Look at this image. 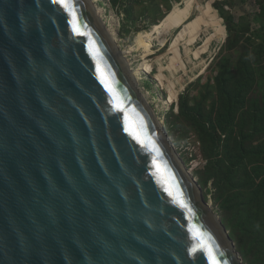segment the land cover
<instances>
[{
    "label": "water",
    "instance_id": "obj_1",
    "mask_svg": "<svg viewBox=\"0 0 264 264\" xmlns=\"http://www.w3.org/2000/svg\"><path fill=\"white\" fill-rule=\"evenodd\" d=\"M67 2L0 0V264H243L91 1Z\"/></svg>",
    "mask_w": 264,
    "mask_h": 264
},
{
    "label": "rangeland",
    "instance_id": "obj_2",
    "mask_svg": "<svg viewBox=\"0 0 264 264\" xmlns=\"http://www.w3.org/2000/svg\"><path fill=\"white\" fill-rule=\"evenodd\" d=\"M90 1L97 9L113 39V29L116 30L114 43L131 69L138 90L163 127L180 162L201 190L203 200L220 221L242 263L264 264V260L255 249L262 251L251 235L252 225L246 224L244 230L241 228L238 220L240 215L235 208L234 194L215 180L196 132L188 130L193 127L189 117L183 116L180 110V97L174 103L168 102L170 100V83H176L178 90V83L181 84L179 80L184 76L183 85L180 87L182 93L184 92L182 95L190 93L191 97L197 96V94L200 96L203 94L204 84L213 83L216 76L221 77L224 73L235 69L237 59L232 58V55L236 35L246 36L249 32L247 36L250 35L253 39L257 36L264 37V0H198L203 8L210 4L213 10L212 19L215 15L221 20V23L219 19L215 18L217 25H214L212 29L209 31L204 28L199 29L193 22L195 13L199 15L202 7L198 8L197 4H193L192 13L185 17V20L182 19L177 23L167 34L161 32L164 24L162 20L172 13L173 8L182 9L193 0ZM167 17L170 18L171 15ZM198 18L202 19L199 16ZM184 24H189L192 31L200 32V35L195 39L189 34L178 44L181 64L186 65L189 76H186V71L179 68V64L168 67L171 65V59H175V53L170 51L171 45ZM221 30L225 31V33L223 32L225 35L221 33ZM254 33L257 35L255 36ZM211 34L220 36L213 38L207 52L209 55L202 54L199 59H196L195 53L207 38L213 36ZM147 36L152 37L153 40ZM191 40L194 41L191 42ZM142 42L145 43V46ZM221 49L222 54H220ZM209 57H213V60L216 58V60L210 61L211 65L205 70L203 63L204 61L208 62ZM201 66H204V70L198 74L201 71Z\"/></svg>",
    "mask_w": 264,
    "mask_h": 264
},
{
    "label": "trees",
    "instance_id": "obj_3",
    "mask_svg": "<svg viewBox=\"0 0 264 264\" xmlns=\"http://www.w3.org/2000/svg\"><path fill=\"white\" fill-rule=\"evenodd\" d=\"M167 16L162 22L171 18ZM247 34L236 35L235 69L204 84L200 96L183 92L179 106L192 123L188 130L196 132L215 180L234 194L241 228L252 225L251 235L262 251L253 247L264 260V37Z\"/></svg>",
    "mask_w": 264,
    "mask_h": 264
},
{
    "label": "bare ground",
    "instance_id": "obj_4",
    "mask_svg": "<svg viewBox=\"0 0 264 264\" xmlns=\"http://www.w3.org/2000/svg\"><path fill=\"white\" fill-rule=\"evenodd\" d=\"M193 4H197V7L198 8H201L202 6H201V4H199V1L198 0H193L191 3H188V4H186L182 9H180L177 13H175L166 23H164L163 24V28H162V31L161 32H163V33H166L167 34V32L169 31V30H171L172 28H174L175 26H176V24L177 23H179L182 19H184L185 17H188L189 16V14L190 13H192V7H193ZM93 5V4H92ZM93 7H94V5H93ZM95 8V7H94ZM205 9V10H204ZM95 11H96V14L98 15V17L100 18V16H99V14H98V12H97V9H95ZM202 11V12H201ZM201 11H199V15H197V13H195V15H194V24L196 25V26H198V28L200 29V28H204V29H206V31H209L210 29H212L213 28V26L214 25H217V21H215V17H213V19H212V17H211V13L213 12V10H212V7H211V5L210 4H207L206 6H205V8H201ZM191 16V15H190ZM198 16L200 17V18H202L201 20H199V18H198ZM100 20L102 21V19L100 18ZM185 20V19H184ZM102 24H104L103 23V21H102ZM209 24V25H208ZM207 25V27H205ZM224 32V30L222 31L221 30V33H223ZM108 33H109V31H108ZM113 33H114V39L112 38V36H111V33H109V35H110V37H111V39L113 40V41H115V38H116V30H114L113 29ZM189 34H191L192 35V37H193V39H195L197 36H199L200 35V32L199 31H192L191 30V27L189 26V24H187V25H185L184 24V26H183V28L181 29V31L179 32V34H178V36H177V38L175 39V41L172 43V45H171V48H170V51L171 52H174L175 53V59L173 60V59H171V65H169L168 67L170 68L172 65L174 66V65H176V64H179V68L182 70V71H186L187 72V67H186V65L185 64H181V61H180V52H179V49H178V44H179V42L181 41V39H183V38H185L187 35H189ZM160 35H162V34H160ZM211 35H213V36H211V37H209V38H207L206 40H205V42L203 43V45L200 47V49L195 53V57H196V59H199V57L202 55V54H205V55H209V53H207L208 51H209V49H210V45H211V42H212V40H214L213 38H216V36L218 35V34H211ZM223 35H225L224 33H223ZM163 36V35H162ZM220 36V35H219ZM219 36H217V37H219ZM147 37H149V39H151L152 37H150V36H147ZM139 38V37H138ZM175 38V37H174ZM147 40V39H146ZM151 40H153V39H151ZM150 40V41H151ZM149 41V40H148ZM157 41H158V38H157ZM194 41V40H193ZM192 40H191V42H193ZM143 44H144V46H145V43L144 42H142ZM148 43V42H147ZM150 43V42H149ZM158 44V43H157ZM148 45V44H147ZM150 45H152L151 43H150ZM159 45V44H158ZM143 46V45H142ZM141 46V47H142ZM143 48V47H142ZM151 48V47H150ZM150 48H148L149 50H150ZM145 51V50H144ZM151 53H152V51H151ZM150 54V53H149ZM216 55V54H215ZM215 55H213V57H215ZM147 55L145 54V57H146ZM213 57H209V61L207 62V61H204V63H203V65L205 66V68L207 67V65L210 63V61L212 62V60H213ZM210 65V64H209ZM208 65V66H209ZM200 65L198 64V67H199ZM204 66H201V71L198 73V74H200L201 72H203V70H204ZM149 67V66H148ZM176 67V66H175ZM208 68V67H207ZM206 68V69H207ZM149 69V68H148ZM205 69V70H206ZM147 71V70H146ZM199 71V70H198ZM185 73V72H184ZM186 76H189V73L187 72L186 73ZM160 78H161V76H159ZM184 79H185V76L181 79V80H179L180 82H181V84L180 83H178V87H179V89L177 90V84L176 83H170V87H171V90H170V100L168 101V102H173L174 103V101H177V99H178V97L182 94V90H180V87L183 85L182 83H183V81H184ZM191 80H193V78H191Z\"/></svg>",
    "mask_w": 264,
    "mask_h": 264
},
{
    "label": "snow or ice",
    "instance_id": "obj_5",
    "mask_svg": "<svg viewBox=\"0 0 264 264\" xmlns=\"http://www.w3.org/2000/svg\"><path fill=\"white\" fill-rule=\"evenodd\" d=\"M55 2L58 3V4H61L65 8H68L69 7V4H68L67 0H55ZM213 264H219V262L216 261V260H214L213 261Z\"/></svg>",
    "mask_w": 264,
    "mask_h": 264
},
{
    "label": "crops",
    "instance_id": "obj_6",
    "mask_svg": "<svg viewBox=\"0 0 264 264\" xmlns=\"http://www.w3.org/2000/svg\"><path fill=\"white\" fill-rule=\"evenodd\" d=\"M208 65H209V64H208ZM208 65H207V67H208ZM207 67H206V68H207ZM206 68H205V69H206Z\"/></svg>",
    "mask_w": 264,
    "mask_h": 264
}]
</instances>
